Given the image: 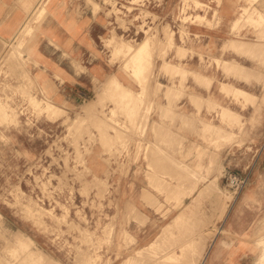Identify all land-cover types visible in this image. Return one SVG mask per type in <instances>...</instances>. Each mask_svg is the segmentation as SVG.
<instances>
[{"label":"rangeland","instance_id":"1","mask_svg":"<svg viewBox=\"0 0 264 264\" xmlns=\"http://www.w3.org/2000/svg\"><path fill=\"white\" fill-rule=\"evenodd\" d=\"M49 1H39L38 7L42 11L31 16L24 30L3 44L0 54V102L5 103L9 109V116L5 118L7 120L0 118V264H185L189 256L194 257L190 264H199L207 250L204 248L200 251V237L206 240L214 235L218 222L211 219L221 218L239 197L229 187L227 177L221 183L216 180L210 182L199 191L196 198H191V202L198 199L201 205L187 208L186 213L190 215L188 219L184 220L183 216L181 221L175 223L174 230L183 233L182 236L163 237L152 247L136 253L138 244L133 233L124 226L120 232L117 230L119 217H124L121 214L122 207L119 203L108 201L112 195L108 177L102 178L94 173L92 165L98 163L92 161V155L97 147H102L108 154L104 162L115 170L129 168L132 163H139L141 166L144 157L151 184L165 196L167 202L175 200L177 196L183 198L191 195L198 183L208 179L201 176V173L200 177L196 174L192 176L190 172L193 167L186 164L185 159L172 164L170 174L159 175L158 170L168 168V162H164L168 159L163 146L174 144L161 139L152 142L149 138V123L156 104L170 102L165 115L168 118L167 113L171 111L169 108L186 97L185 80L190 75L186 69L188 65L181 60L177 61L172 53L176 52L178 58L186 53L188 42L185 37L190 39L191 26L201 20L197 16L199 10L193 12V15L188 12L194 8L200 9L201 1L148 0L146 3L144 0H85L88 1V6L93 1L98 4L96 6L93 3L92 8L96 6L94 10L103 12L108 19L107 34L101 43L110 63H118L119 66L107 82L97 86L92 97L77 107L67 104L62 106L50 96L41 95L31 73L34 61L30 55L26 57L28 49L35 46L39 27L49 12ZM158 1V8L169 7L164 13L153 7L154 2ZM244 14L245 22L243 20L241 23L244 26L251 24L256 28L264 27V16H256L253 8H245ZM171 15L178 18L182 43L178 38L175 39L177 29L170 25ZM240 21H235V28L240 26ZM235 39L239 42L232 40L229 44L237 52H248L250 45H254L244 42L248 41L246 37L238 35ZM146 40L150 45L144 55L145 70L139 80L133 77L130 69H126V64H129L128 56L121 55L122 53L118 56L112 50L119 43H125L130 44L135 51ZM14 47L18 48L19 61L14 60L10 64L6 62L5 55L8 56V49ZM217 60L211 58L207 64L212 67L216 61L217 65L219 63V66H223V61L228 65H224L226 68L222 69L226 71L229 68L230 72H234L227 70L228 74L237 75L241 71L243 75L249 73V68L237 60ZM34 64L39 66L38 62ZM74 64L81 67L79 63ZM113 76H118L126 89L133 93L131 102H128L130 96H127L129 99L119 98L116 101L111 95L100 94ZM198 77H205L211 82L208 76ZM235 87L231 83L222 82L223 91L228 92L227 94L230 92L234 96ZM34 95L44 101H53L61 107L62 110L58 112L60 115L52 117L36 110L31 100ZM226 107L222 106V109L225 110ZM130 109L135 111L134 116L128 113ZM160 109L164 111L163 106ZM227 114L229 113L223 115V122H236L237 116ZM205 126L207 132L215 133L219 139L230 140L232 137L220 125L210 123ZM152 130L155 131L154 124ZM175 145L178 151L174 150V153L182 155L184 141L176 140ZM222 146V143H216V147ZM163 176H168L171 181ZM175 181L176 185L173 184ZM186 184L190 186L188 189L180 187ZM216 188H219L218 192ZM204 201H209L210 204L202 205ZM180 206L178 202L176 207ZM138 213L141 215L134 205L127 208L128 219L133 216L136 218ZM211 213H214L213 216ZM191 217L193 220H190ZM209 218L211 219L208 220ZM257 230V243L261 249L258 258H264V217ZM197 237L199 240L195 239ZM179 249L181 256H176ZM26 255L30 258L26 259ZM169 255L170 260L166 259Z\"/></svg>","mask_w":264,"mask_h":264},{"label":"crops","instance_id":"2","mask_svg":"<svg viewBox=\"0 0 264 264\" xmlns=\"http://www.w3.org/2000/svg\"><path fill=\"white\" fill-rule=\"evenodd\" d=\"M39 1L0 0V54L3 44L17 36ZM200 1V9L194 8L188 12L193 15L199 10L197 16L201 20L191 26L190 39L185 37L188 42L186 53H182V58H178L176 52L172 53L173 58L188 65L186 69L190 75L185 80L186 97L169 108L168 118L165 115L170 102L156 104L149 123V138L152 142L161 139L174 144L163 146L168 159L164 162H168V168L158 170L159 175L170 174L171 165L185 159V163L191 164L198 177L201 173L208 179L198 183L191 195L167 202L165 196L151 184L144 157L141 166L132 163L129 168L115 170L104 162L108 154L102 147H97L92 161L99 165L94 164L92 168L100 177H108L112 192L108 201L119 203L124 216L119 217L117 230L120 232L124 226L133 233L138 244L136 252L152 247L163 237L182 236L183 233L174 230L175 223L181 221L183 216L184 220L188 219L190 215L186 213L187 208L201 205L198 199L191 202V198H196L204 186L215 180L221 183L230 173L246 176L248 181L245 188L223 217L208 219L218 222V228L210 239L200 237V251L207 249L201 264H256L261 250L256 238L257 228L264 217V27L256 28L251 24L244 26L241 23L243 20L245 22V8H253L256 16H264V0ZM153 7L161 13L169 8H158L156 4ZM48 9L39 27L35 46L28 49L26 57L30 55L31 60L39 63V66L34 62L31 64V73L41 95L50 96L59 105L77 107L92 97L97 86L112 76L119 66L118 63H110L101 43L107 34L108 19L103 12H96L88 6L85 0H50ZM171 17L170 25L177 29L175 39L178 38L182 43L178 18ZM237 19L241 20L240 26L235 28ZM238 35L248 39L244 42L256 45H250L248 52L234 51L229 42L239 41L235 39ZM211 58L237 60L246 65L251 73L241 77L227 74L216 61L210 67L207 62ZM74 62L79 63L81 69ZM198 76H208L211 84L208 79ZM222 82L248 90L253 95L251 102L237 100L227 94L223 91ZM161 106L164 111L160 109ZM222 106L236 112L239 116L236 123L223 122ZM209 123L220 125L224 131L226 129V133L232 135L231 139H219L215 133L207 132L204 126ZM153 124L155 131L152 130ZM176 140L184 141L182 155L174 153L177 150ZM217 142L223 146L216 147ZM163 177L171 181L168 176ZM173 184L176 185V181ZM180 187L188 189L190 186L186 184ZM178 202L181 206L177 208ZM209 204V201L202 203L205 206ZM133 205L141 215L128 219L126 209ZM190 220H193L192 217ZM195 239L199 240L198 237ZM178 254H181L180 249L176 256ZM169 256L166 259L170 260ZM193 258L189 256L185 264H190Z\"/></svg>","mask_w":264,"mask_h":264},{"label":"bare ground","instance_id":"3","mask_svg":"<svg viewBox=\"0 0 264 264\" xmlns=\"http://www.w3.org/2000/svg\"><path fill=\"white\" fill-rule=\"evenodd\" d=\"M89 1V0H88ZM88 1L86 2V4L88 3ZM114 1V0H113ZM93 3H94V1L92 2V4H91V7H93L92 5H93ZM95 4V3H94ZM114 4H115V2H114ZM96 5V4H95ZM98 5V4H97ZM96 5V6H97ZM196 5V4H195ZM199 5V4H198ZM96 6H94L95 8H96ZM36 8V7H35ZM86 8H87V6H86ZM94 8V9H95ZM114 8V7H113ZM98 9V8H97ZM40 11H42V8H40L39 9V7L37 6V8L35 9V11L29 16V18L27 19V21L30 19V17L31 16H33V15H35L36 13H38V12H40ZM93 12H94V10H93ZM38 15V14H37ZM43 16H44V14H43ZM93 17V16H92ZM26 20H25V23H24V25L22 26V28L19 30V32L21 31V30H23L24 28H25V26L27 25V24H29L28 22H27ZM137 28V27H136ZM25 32V31H24ZM169 36V35H168ZM21 38V37H20ZM114 38V37H113ZM171 38V37H170ZM167 39H165V41H166ZM258 40V39H257ZM116 41V40H115ZM117 42V41H116ZM123 42V41H122ZM239 42V41H238ZM142 43V42H141ZM150 42H148L147 40L146 41H143V43H142V45L138 48V49H134L135 51H133L132 50V47L131 46H129L128 44H125V43H119V46L117 45L116 47H115V49L114 50H112L114 47L111 45V47H113L111 50L114 52V54H118V56L121 54V55H125L126 57L128 56V58H129V64H126V69H130V71L131 72H133V77H136L137 79H141L140 77H142L143 76V73H144V70H145V65H144V55H145V53H147V50H148V47H149V44ZM235 43V42H234ZM117 44V43H116ZM231 44H233V42L231 43ZM237 44V43H236ZM239 44V43H238ZM242 44H243V42H242ZM242 44H241V47H242ZM230 45V44H229ZM246 45V44H245ZM250 45V44H249ZM254 45H256V44H254ZM234 46H235V44H234ZM237 46H239V45H237ZM236 46V47H237ZM243 46H244V44H243ZM57 48V47H56ZM235 48V47H234ZM244 48V47H243ZM251 48V47H250ZM264 48V47H263ZM236 49V48H235ZM247 49V48H246ZM9 52H8V56H6L5 54V57H6V62H8V63H13L14 62V60H18V48H16V47H14L13 49H11V50H8ZM179 51H180V49H179ZM240 51V50H239ZM241 51H243V50H241ZM240 51V52H241ZM255 51H257V50H255ZM149 52V51H148ZM262 53V52H261ZM114 54H113V57H115L114 56ZM259 54V53H258ZM3 55V56H4ZM117 56V57H118ZM260 56V55H259ZM65 57V56H64ZM2 59V58H1ZM3 59H4V57H3ZM249 59V58H248ZM19 61V60H18ZM17 61V62H18ZM113 61V60H112ZM217 61H219V60H217ZM257 61V60H256ZM220 62V61H219ZM235 62V61H234ZM22 63V62H21ZM221 63H224V65H226L227 63H225V62H221ZM231 64V63H230ZM16 65V64H15ZM167 65V64H166ZM222 66V64H221V66H219V63H218V66L220 67V68H226V66ZM228 65V64H227ZM233 65V64H232ZM21 66V65H20ZM23 66V65H22ZM229 66H231V65H229ZM237 66V65H236ZM240 66V65H239ZM239 66H238V68H239ZM9 67V66H8ZM16 67V66H15ZM233 67V66H232ZM21 68V67H20ZM19 68V69H20ZM228 68V67H227ZM242 68V67H241ZM245 68H246V66H245ZM168 69V68H167ZM170 69H171V67H170ZM179 69V68H178ZM224 70V69H223ZM227 70L229 71V68L228 69H226V71L225 72H227ZM230 70H231V67H230ZM232 70H234L235 71V69L234 68H232ZM236 70H238V69H236ZM242 70H244L245 71V69H243L242 68ZM17 71H18V69H17ZM166 71V70H165ZM168 71V70H167ZM240 71H241V69H240ZM23 72V71H22ZM24 72L26 73V71L24 70ZM230 72V71H229ZM228 72V73H229ZM233 71H231L230 73H232ZM235 72H237V71H235ZM246 73H247V70L245 71ZM175 73V72H174ZM173 73V74H174ZM190 73V72H189ZM227 73V74H228ZM234 73V72H233ZM238 73H239V70H238ZM244 73V72H243ZM249 73H251V72H249ZM75 74V73H74ZM226 74V73H225ZM237 74V73H236ZM240 74V73H239ZM239 74H237V75H239ZM241 74H242V71H241ZM240 74V75H241ZM20 75H21V73H20ZM23 75V74H22ZM21 75V76H22ZM27 75V74H26ZM186 75V74H185ZM184 75V76H185ZM239 75V76H240ZM243 75V74H242ZM244 75L246 76V74L244 73ZM260 75V74H259ZM5 76V75H4ZM24 76V75H23ZM253 76V75H252ZM12 77V76H11ZM15 77V76H14ZM28 77V76H27ZM112 77V76H111ZM186 77V76H185ZM241 77V76H240ZM243 77V76H242ZM249 77H250V75H249ZM256 77H257V75H256ZM18 78H20V77H18ZM25 78V77H24ZM30 78V77H29ZM184 78V77H183ZM205 78V77H204ZM203 78V79H204ZM244 78V77H243ZM248 78V77H247ZM252 78V77H251ZM259 78V77H258ZM242 79V78H241ZM245 79V78H244ZM249 79V78H248ZM254 79V78H253ZM256 79V78H255ZM262 79V78H261ZM260 79V80H261ZM31 80V79H30ZM134 80V79H133ZM239 80H240V78H239ZM246 80V79H245ZM257 80V79H256ZM20 81V80H19ZM28 81V80H27ZM243 81V80H242ZM264 81V80H263ZM107 82V81H106ZM139 82V81H138ZM211 83V82H210ZM209 83V84H210ZM264 83V82H263ZM29 84V83H28ZM207 84V83H206ZM33 85V84H32ZM125 84H123L122 83V81L120 80V78L118 77V76H113V78L111 79V81H110V83L107 85V86H105V88H103L104 90H103V92H101L100 94L101 95H104V96H112V98L113 99H116V101H117V99H121V100H126L128 97L127 96H130V101H128V102H131V100L133 99L132 97H133V93L132 92H130L129 90H127L126 89V85L124 86ZM205 85V84H204ZM209 87V86H208ZM15 88V87H14ZM35 88V87H34ZM172 88V87H171ZM210 88V87H209ZM224 88V87H223ZM227 88H229L230 89V87H228L227 86ZM225 89V88H224ZM223 89V90H224ZM232 89V88H231ZM170 89H168V91H169ZM227 90V89H226ZM233 90V89H232ZM171 91V90H170ZM173 91V90H172ZM229 91V90H228ZM181 92V91H180ZM183 92V91H182ZM226 92V91H225ZM232 92V91H231ZM234 92H235V94H234V97L236 96L237 97V99H239V100H241V99H243V100H245V101H249L252 97H253V95L248 91V90H246V89H244V88H241V87H235V90H234ZM130 93H131V95H130ZM228 93V92H227ZM182 94H184V93H182ZM168 95V94H167ZM176 95V94H175ZM229 95H231L230 94V92H229ZM124 96H126L125 98H123L122 99V97H124ZM171 96V95H170ZM235 97V98H236ZM254 97H256V96H254ZM169 98V97H168ZM119 99V100H120ZM129 99V98H128ZM256 99V98H255ZM31 100H32V104H33V106L35 107V109L36 110H38V111H40V112H45V113H48V115H50V116H59L60 114H58V112L60 111V110H62V108L61 107H59L58 105H56L53 101H47V100H42V99H39V98H36L35 97V95L34 96H32V98H31ZM98 100V99H97ZM100 100V99H99ZM118 100V101H119ZM177 100V99H176ZM193 100V99H192ZM93 102V101H92ZM122 102H124V101H122ZM250 102H251V100H250ZM121 103V102H120ZM246 103V102H245ZM251 105V104H250ZM127 106V105H126ZM85 107V106H84ZM123 108V107H122ZM126 108V107H125ZM168 109V108H167ZM171 109V108H170ZM222 110H224V109H222ZM173 111V110H172ZM225 111V112H224ZM223 112H224V114L223 115H225L226 113H229V114H227V116H229V115H231V116H238L237 114H236V112L235 111H233V109H231V108H229V107H226L225 108V110H224ZM126 113V112H125ZM128 113L131 115V116H134L135 115V111H132L131 109H130V111H128ZM175 112H173V114H174ZM167 114H169V113H167ZM239 114V113H238ZM221 115V114H220ZM7 116H9V109H8V107L5 105V103L3 104V103H1L0 102V118H6ZM230 116V117H231ZM51 117V118H52ZM226 117V116H225ZM239 117V116H238ZM228 118V117H227ZM232 120H233V117L231 118ZM5 120H7V119H5ZM236 120V119H235ZM234 121V120H233ZM211 122V121H210ZM235 122V121H234ZM205 123V122H204ZM236 123V122H235ZM239 123H240V121H239ZM210 124V123H209ZM187 127V126H186ZM205 128H206V126H204ZM101 128V127H100ZM105 128V127H104ZM197 128V127H196ZM102 129H103V127H102ZM194 129V128H193ZM211 129H213V128H211ZM105 130V129H104ZM210 130V129H209ZM216 130V129H215ZM207 131H208V129H207ZM216 131H218V130H216ZM222 131V130H221ZM104 132V131H103ZM166 132V131H165ZM223 132V131H222ZM228 132V131H227ZM199 133V132H198ZM225 133V132H224ZM196 134V133H195ZM170 135V134H169ZM202 135H203V132H202ZM168 136V135H167ZM201 137H203V136H201ZM205 137V136H204ZM203 137V138H204ZM218 137V136H217ZM212 138H214V137H212ZM222 142V141H221ZM218 143V142H217ZM187 169V168H186ZM189 170V169H188ZM191 170V169H190ZM189 170V171H190ZM191 174H192V176L193 175H198L197 174V172L195 171V170H191V172H190ZM196 178V177H195ZM197 179V178H196ZM215 184H216V182H215ZM217 186V184L215 185V187ZM219 189V188H218ZM217 188H216V191L218 190ZM221 190V189H220ZM214 191V190H213ZM212 191V192H213ZM211 192V193H212ZM218 192V191H217ZM222 192V191H221ZM223 193V192H222ZM224 194V193H223ZM219 195V194H218ZM221 196V195H220ZM225 196H227V195H225ZM178 197V196H177ZM231 197V196H230ZM220 198V197H219ZM226 200V199H225ZM193 201H195V200H193ZM220 201V200H219ZM222 201V200H221ZM227 201V200H226ZM230 201V200H229ZM224 202V201H223ZM194 203V202H193ZM228 204H226V206H227ZM225 206V207H226ZM134 209H135V207H134ZM127 210V209H126ZM130 211H132L131 210V208H130ZM135 211V210H134ZM226 211H227V209H226ZM226 211L224 212V214L226 213ZM223 212V211H222ZM130 213V212H129ZM132 213V212H131ZM139 214V213H138ZM117 215V214H116ZM129 215V214H128ZM222 215V214H221ZM133 216V215H132ZM227 216V215H226ZM134 217V216H133ZM141 217V216H140ZM221 217H223V215L221 216ZM141 219H143V218H141ZM133 220V219H132ZM134 221V220H133ZM148 221V220H147ZM140 222H141V220H140ZM217 232V231H216ZM219 232V231H218ZM221 232H222V230H221ZM108 233V232H107ZM215 233V232H214ZM130 236V235H129ZM126 237V236H125ZM17 241V240H16ZM22 241V240H21ZM19 242H20V240H19ZM26 244V243H25ZM263 244V243H262ZM20 246V245H19ZM10 247V246H9ZM11 248H12V246H11ZM20 248V247H19ZM23 249V248H22ZM27 251V250H26ZM139 252V251H138ZM138 252H136V253H138ZM20 253V252H19ZM36 255V254H35ZM181 255V254H180ZM203 255V254H202ZM205 255H206V253L203 255V257L201 258V260H200V262H199V264H201L202 263V261H203V259L205 258ZM137 256V255H136ZM27 257V258H26ZM26 259H29L30 257H29V255H26ZM170 257V256H169ZM174 257V256H173ZM130 258H132V256L130 257ZM40 259H42V258H40ZM173 259H175V257L173 258ZM130 260V259H129ZM24 262H25V260H24ZM41 263V262H40ZM41 264H43V262L41 263ZM196 264H198V263H196ZM255 264V263H254ZM256 264H264V258H258V260H257V262H256Z\"/></svg>","mask_w":264,"mask_h":264},{"label":"built area","instance_id":"4","mask_svg":"<svg viewBox=\"0 0 264 264\" xmlns=\"http://www.w3.org/2000/svg\"><path fill=\"white\" fill-rule=\"evenodd\" d=\"M122 1V0H119ZM146 3L149 2L148 0H144ZM120 3V2H119ZM156 5L159 6V1L154 2ZM120 7H122V4L120 3ZM124 6V4H123ZM122 9L124 10V7H122ZM110 23L113 24V22L111 21ZM228 182H229V187L233 190V192L235 194H239L246 186L248 178L245 176H241L237 173H230L227 177Z\"/></svg>","mask_w":264,"mask_h":264}]
</instances>
